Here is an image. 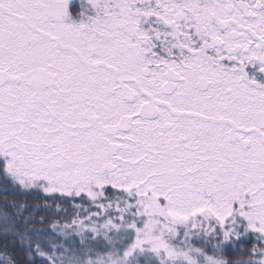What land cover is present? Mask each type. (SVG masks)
<instances>
[{"label": "snow or ice", "instance_id": "1", "mask_svg": "<svg viewBox=\"0 0 264 264\" xmlns=\"http://www.w3.org/2000/svg\"><path fill=\"white\" fill-rule=\"evenodd\" d=\"M0 193V264H264V0H0Z\"/></svg>", "mask_w": 264, "mask_h": 264}, {"label": "trees", "instance_id": "2", "mask_svg": "<svg viewBox=\"0 0 264 264\" xmlns=\"http://www.w3.org/2000/svg\"><path fill=\"white\" fill-rule=\"evenodd\" d=\"M2 196H3V193H0V198H2ZM10 198H11V196H10ZM18 198H20V197H18ZM26 198H27L29 203H33V202H35L36 199H38L37 197H35L31 194H29ZM65 206L67 207V205H65ZM69 211H71L70 208H69Z\"/></svg>", "mask_w": 264, "mask_h": 264}, {"label": "rangeland", "instance_id": "3", "mask_svg": "<svg viewBox=\"0 0 264 264\" xmlns=\"http://www.w3.org/2000/svg\"><path fill=\"white\" fill-rule=\"evenodd\" d=\"M77 2H78V0H77Z\"/></svg>", "mask_w": 264, "mask_h": 264}]
</instances>
